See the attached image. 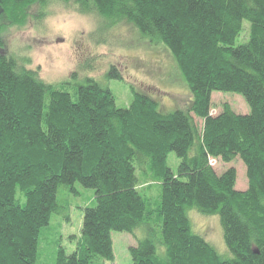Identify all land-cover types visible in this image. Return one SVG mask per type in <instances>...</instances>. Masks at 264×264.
<instances>
[{
	"label": "trees",
	"instance_id": "obj_1",
	"mask_svg": "<svg viewBox=\"0 0 264 264\" xmlns=\"http://www.w3.org/2000/svg\"><path fill=\"white\" fill-rule=\"evenodd\" d=\"M59 1L165 50L189 100L163 111L131 87L118 108L105 83L121 80L113 66L82 84L43 82L7 54L2 34L3 22L21 26L28 7L48 0H0V264H37L40 234L62 211L58 191L76 183L96 205L84 209L76 249L59 247L55 264L111 263L112 232L143 234L132 264H264V0ZM244 22L249 39L234 46ZM213 92L241 96L248 113L224 105L212 115ZM236 159L243 191L235 169L217 174L210 163ZM190 211L218 218L230 258L193 231Z\"/></svg>",
	"mask_w": 264,
	"mask_h": 264
},
{
	"label": "rangeland",
	"instance_id": "obj_2",
	"mask_svg": "<svg viewBox=\"0 0 264 264\" xmlns=\"http://www.w3.org/2000/svg\"><path fill=\"white\" fill-rule=\"evenodd\" d=\"M27 19L21 26L3 22V40L7 54L20 60L27 70L35 72L45 83L57 85L69 81V85L82 84L81 78L99 80L111 66L115 67L121 80H107L118 108H127L132 100L131 87L157 101L162 110L172 112L184 107L189 94L178 77L173 75V61L161 47L136 39L134 32L125 26L115 28L106 24L94 14L77 10L74 2L48 0L45 8L34 4L26 9ZM249 24L243 23L242 32L234 46L249 39ZM227 105L237 114H246L249 109L243 98L237 94L213 92L211 114L221 112ZM198 127L201 121L194 118ZM217 174L229 168L237 173L236 190L247 188L246 170L238 159L224 164L211 160ZM167 165L176 172L179 160L174 153L167 156ZM139 176V172H137ZM74 191L60 187L58 203L61 214H53L49 224L39 238L37 264H55L57 250L63 248L70 255L77 246L84 209L96 205L94 191L79 184ZM157 196L159 190L153 187ZM192 229L210 242L223 258L231 257L222 237L217 217H205L188 212ZM139 234V233H138ZM143 234L136 239H141ZM113 261L105 264H132L129 250L136 239L127 233L112 232Z\"/></svg>",
	"mask_w": 264,
	"mask_h": 264
}]
</instances>
